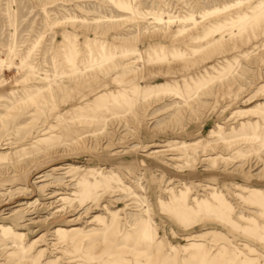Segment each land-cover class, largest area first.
<instances>
[{
  "label": "rangeland",
  "instance_id": "374dc122",
  "mask_svg": "<svg viewBox=\"0 0 264 264\" xmlns=\"http://www.w3.org/2000/svg\"><path fill=\"white\" fill-rule=\"evenodd\" d=\"M0 264H264V0H0Z\"/></svg>",
  "mask_w": 264,
  "mask_h": 264
}]
</instances>
